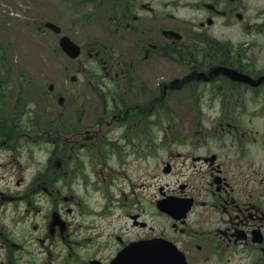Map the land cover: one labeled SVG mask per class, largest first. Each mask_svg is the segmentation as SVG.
Returning a JSON list of instances; mask_svg holds the SVG:
<instances>
[{
	"label": "flooded vegetation",
	"instance_id": "af4514ba",
	"mask_svg": "<svg viewBox=\"0 0 264 264\" xmlns=\"http://www.w3.org/2000/svg\"><path fill=\"white\" fill-rule=\"evenodd\" d=\"M245 3L204 6L230 22ZM138 6L152 14L136 13ZM166 18L150 1L112 0L110 38L82 46L73 75H40L42 85L28 72L17 77L0 44V147L6 141L4 155L13 160L21 146L27 155L45 154L27 159L37 168L29 179L13 160L0 172V264H37L39 252L47 254L42 264H110L132 241L151 238L175 244L188 264H264V154L256 153L264 144L257 121L264 118V59L242 57L206 33L204 21L195 32L196 23ZM204 108L216 111L208 122L193 112ZM146 158L145 172L128 173ZM94 182L105 198L99 214L110 219L118 211L104 235L79 227L76 210L96 212L80 210L71 195L77 184ZM21 185L26 191L13 190ZM13 225L25 227L22 240Z\"/></svg>",
	"mask_w": 264,
	"mask_h": 264
},
{
	"label": "rangeland",
	"instance_id": "374dc122",
	"mask_svg": "<svg viewBox=\"0 0 264 264\" xmlns=\"http://www.w3.org/2000/svg\"><path fill=\"white\" fill-rule=\"evenodd\" d=\"M111 1L112 0H0V44L10 54L11 67L15 68L16 76L20 77L24 72H28L35 78L37 82L41 85V81L44 78L40 75H46L49 80H54L59 78L64 79V75L60 70L69 71V76L74 74L75 63L72 58H70L59 46V36L56 33L44 26L46 20H51L60 25L63 32L70 35L75 41L80 44H85L89 46V43L97 42L100 46L102 42H105L110 38L109 22L107 19L108 14L111 11ZM150 1L153 3L155 10H159L160 15L165 14L166 19H161V22H167L169 24L182 23L184 21H191L196 23L197 27L194 29L195 32L200 31L199 22H206L204 31L210 36L221 40L222 43L229 44L231 47L236 49V52L240 53L242 57L249 58L251 54L257 56V60L261 63L264 59V30H257L256 26H260V22H264V0H246V3L238 7L236 12L242 14L239 18L237 13L233 14V19L229 22L228 19L219 15H212L209 10H206L208 4L211 0H144V2ZM169 1H174L173 4H169ZM136 3V2H134ZM139 5V3H137ZM136 5V4H133ZM200 6V7H197ZM247 6V7H246ZM136 13L143 14L144 17H149L152 14L146 8L138 6ZM173 14L168 15L167 13ZM8 16H10L11 22L8 21ZM210 16H214V23L209 27L207 24V19H211ZM226 16V15H225ZM244 21L245 23L241 22ZM146 24L145 20H142ZM9 23V24H8ZM84 56V55H83ZM82 56V57H83ZM87 58L89 56L87 55ZM87 68H94L86 63ZM29 79H31L28 76ZM33 84V83H32ZM34 85V84H33ZM37 87V86H35ZM264 102V98H262ZM259 110V109H257ZM252 111L249 110L245 117L252 116ZM264 112L263 110H261ZM193 112L203 113L205 122L209 121L211 116H216V111L212 109H193ZM203 118V119H204ZM258 124L264 123L263 116H258ZM178 128L179 125H177ZM163 130V128H161ZM22 143V142H20ZM43 141H39V144ZM0 147V172L1 175L5 171H8V165H4L9 160L13 158H6L4 155L5 149L8 148V143L1 141ZM20 150L17 151L14 157L13 165L9 163L12 167L19 166L20 171L17 170V174H21L29 179L36 172L37 168H28L27 159L31 156H38L39 158L43 154V150L40 152H32V154H25V146L19 147ZM256 153L259 155L264 154V144L258 141L256 144ZM126 158L129 164H136L134 162L135 156L131 155ZM163 155V151H161ZM7 159V160H6ZM258 161L260 157L257 156ZM36 161V163H37ZM19 162V163H18ZM39 162V161H38ZM140 164V162L138 163ZM151 164L148 163V158L145 159L144 165L140 168L129 169V174L131 172L134 175L137 171L141 174L146 171V166ZM93 179V176H91ZM146 178V177H145ZM3 180H0L2 182ZM4 184V182L2 183ZM79 187L73 188L72 192L69 189L64 191V194L68 195V191L71 195L79 197V202L81 205L79 209H86V212H96L91 214L83 215V213L78 212V221L80 222V228H85L86 230H91L95 234H105L115 227L117 223L118 211L116 210L110 217L102 216L99 214L101 207L105 204V198L102 195V187L94 182L93 185L83 189L84 184H77ZM13 184L10 188H13ZM16 191H26L25 186L15 187ZM19 193V192H18ZM24 196V195H23ZM45 197H49L45 195ZM78 203V201H77ZM63 205V203H61ZM66 207H73L76 209L75 202H70L65 204ZM157 224L163 225L162 218H154ZM9 224V222H7ZM11 229L14 230L13 235L15 240H22V235L24 234L25 227H17L13 225ZM94 229V230H93ZM61 253V252H60ZM59 252L57 253V255ZM5 255L3 253L2 258ZM33 257L35 255H32ZM47 254L44 252H39L37 257V264H42L41 261L44 260ZM41 257V258H40ZM40 258V259H39ZM1 259V258H0ZM49 259V258H48ZM53 261H58L59 259H52ZM61 260V259H60ZM54 264V263H52Z\"/></svg>",
	"mask_w": 264,
	"mask_h": 264
},
{
	"label": "water",
	"instance_id": "95a60500",
	"mask_svg": "<svg viewBox=\"0 0 264 264\" xmlns=\"http://www.w3.org/2000/svg\"><path fill=\"white\" fill-rule=\"evenodd\" d=\"M46 24L56 32L61 31L53 22ZM60 45L72 57L80 53V46L67 35L61 37ZM113 264H186V261L183 253L170 242L151 239L132 243L119 253Z\"/></svg>",
	"mask_w": 264,
	"mask_h": 264
}]
</instances>
